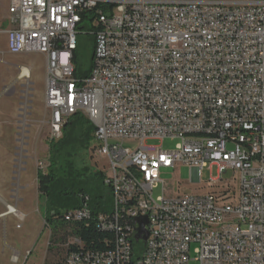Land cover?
<instances>
[{
  "label": "built area",
  "instance_id": "1",
  "mask_svg": "<svg viewBox=\"0 0 264 264\" xmlns=\"http://www.w3.org/2000/svg\"><path fill=\"white\" fill-rule=\"evenodd\" d=\"M8 16V52L46 58L52 141L82 114L106 160L110 212L85 198L62 221L113 239L90 250L74 238L65 264H264V0H10ZM80 34L94 38L87 77ZM166 139L174 150L146 145ZM182 165L199 185L216 168L213 191L168 194L162 171ZM229 172L238 197L215 191Z\"/></svg>",
  "mask_w": 264,
  "mask_h": 264
},
{
  "label": "rangeland",
  "instance_id": "2",
  "mask_svg": "<svg viewBox=\"0 0 264 264\" xmlns=\"http://www.w3.org/2000/svg\"><path fill=\"white\" fill-rule=\"evenodd\" d=\"M9 3L0 0V264H65L68 247L74 241L72 227L54 231L46 225L45 201L37 191L38 173L47 170L52 141L50 112L45 105L46 58L38 53L14 56L8 52ZM77 45L75 67L86 70L92 63L94 38L80 34ZM23 67L29 70V79H20ZM177 144L176 139H166L146 145L168 151ZM123 145L135 150L140 144ZM76 159L80 167L107 173L106 160L91 149L79 153ZM193 174L192 167L182 165L163 170L161 179L168 194L176 198L206 195L213 191L206 184L219 178L216 168L212 172L205 169L199 185ZM223 178L215 191H227L229 185V196L238 197L239 180H234L231 172ZM161 194L159 186L153 192L154 198ZM8 206L16 212L5 216ZM195 249L191 247V260Z\"/></svg>",
  "mask_w": 264,
  "mask_h": 264
},
{
  "label": "trees",
  "instance_id": "3",
  "mask_svg": "<svg viewBox=\"0 0 264 264\" xmlns=\"http://www.w3.org/2000/svg\"><path fill=\"white\" fill-rule=\"evenodd\" d=\"M74 57L76 61L77 51ZM90 71L91 66L86 70L77 67L76 76L87 77ZM95 131L93 124L82 114L67 120L61 139L51 141L49 145L48 167L46 172L38 173L37 191L45 201V223L49 228L55 231L70 226L71 235L80 239L85 249L107 250L109 247L104 245L103 240H112V234H101L82 225H69L62 221L63 213L82 208L85 198H88L89 208L94 214L108 213L112 209L110 187L105 182L106 173L92 172L90 168L77 164L79 153L89 149L96 152ZM136 251L138 254V248Z\"/></svg>",
  "mask_w": 264,
  "mask_h": 264
},
{
  "label": "water",
  "instance_id": "4",
  "mask_svg": "<svg viewBox=\"0 0 264 264\" xmlns=\"http://www.w3.org/2000/svg\"><path fill=\"white\" fill-rule=\"evenodd\" d=\"M137 223L139 228L137 229L136 241H146L148 239V234L145 232V226L147 225V219H138Z\"/></svg>",
  "mask_w": 264,
  "mask_h": 264
},
{
  "label": "bare ground",
  "instance_id": "5",
  "mask_svg": "<svg viewBox=\"0 0 264 264\" xmlns=\"http://www.w3.org/2000/svg\"><path fill=\"white\" fill-rule=\"evenodd\" d=\"M28 77H30L29 70L26 69V68L21 69V78L20 79H22V78H28ZM15 212L16 211H15V209L12 206H8V212H7V214L5 216L14 214Z\"/></svg>",
  "mask_w": 264,
  "mask_h": 264
}]
</instances>
